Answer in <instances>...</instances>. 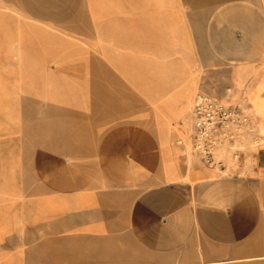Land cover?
Returning <instances> with one entry per match:
<instances>
[{
	"label": "crops",
	"instance_id": "1",
	"mask_svg": "<svg viewBox=\"0 0 264 264\" xmlns=\"http://www.w3.org/2000/svg\"><path fill=\"white\" fill-rule=\"evenodd\" d=\"M68 1L0 0V40L17 46L19 66L22 29L69 27L85 30L92 47L130 48L150 64L160 45L173 75L188 76L157 88L156 75L138 73L132 94L145 98L87 120L85 131L0 136V264H264V0H213L224 19L213 27L215 54L229 57V80L262 143L230 166L187 149L198 75L185 65H195L185 59L187 27L173 51V0H162L160 25L157 0L128 2L133 27H84Z\"/></svg>",
	"mask_w": 264,
	"mask_h": 264
},
{
	"label": "rangeland",
	"instance_id": "2",
	"mask_svg": "<svg viewBox=\"0 0 264 264\" xmlns=\"http://www.w3.org/2000/svg\"><path fill=\"white\" fill-rule=\"evenodd\" d=\"M132 1L69 0L68 3L78 11L80 17L77 21L84 27H133V5L129 4ZM172 3L173 51L177 52V45L187 40V27L190 48L185 59H192L195 65L187 62L185 65L188 71L198 75L199 95L211 96L237 110H245L251 116L246 97L236 96L229 80V57L219 55V48L218 56L214 51L213 27L222 28L224 24L223 17L215 15V12H219L216 7L219 3L213 0H180L181 7L179 0ZM156 4L158 15L153 22L160 25L166 22L165 3L157 0ZM92 6L96 10L94 14ZM142 12L141 18L148 20L149 16L144 15V10ZM198 21L199 24H196ZM21 32L25 45H22L23 60L20 66L15 51L17 46L0 40V80L8 87L6 92H0V136L38 137L85 131L79 125H86L87 120L103 119L106 115L117 116L119 110L129 109V104L145 98L132 94L135 86L133 77L138 73L145 75L151 72L156 75L157 79L151 82L157 88L165 83L172 88L184 82L188 76L173 75L172 64L166 63L165 57L162 58L166 50L160 45L156 52L151 51L152 55L156 54L158 62L150 64L144 56L141 59L135 57L130 48L92 47L86 39L85 30L26 27ZM161 61L162 70L159 71ZM173 61L175 68L180 66L177 57H173ZM4 75L10 78H2ZM151 82L143 79L141 86L150 87ZM195 104L192 108L193 138L187 149L199 154L195 150ZM5 114L15 119L6 118ZM255 128L254 132H249L245 127L228 128L233 130L232 134L221 135V139L214 144H208L214 160L230 166L238 162V153L256 151L262 143H259L260 133Z\"/></svg>",
	"mask_w": 264,
	"mask_h": 264
},
{
	"label": "built area",
	"instance_id": "3",
	"mask_svg": "<svg viewBox=\"0 0 264 264\" xmlns=\"http://www.w3.org/2000/svg\"><path fill=\"white\" fill-rule=\"evenodd\" d=\"M194 113L195 150L207 162L214 161L208 144H214L221 135L232 134L235 127H245L249 132L256 130L251 116L245 110H237L208 95L198 96Z\"/></svg>",
	"mask_w": 264,
	"mask_h": 264
},
{
	"label": "bare ground",
	"instance_id": "4",
	"mask_svg": "<svg viewBox=\"0 0 264 264\" xmlns=\"http://www.w3.org/2000/svg\"><path fill=\"white\" fill-rule=\"evenodd\" d=\"M197 96H199V94H198ZM197 99H198V97H196V100H195V102L197 101Z\"/></svg>",
	"mask_w": 264,
	"mask_h": 264
}]
</instances>
